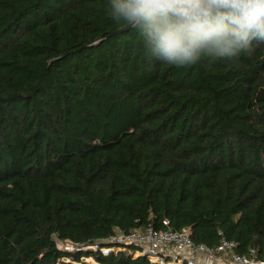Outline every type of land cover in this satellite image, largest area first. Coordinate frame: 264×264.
<instances>
[{
	"label": "trees",
	"instance_id": "obj_1",
	"mask_svg": "<svg viewBox=\"0 0 264 264\" xmlns=\"http://www.w3.org/2000/svg\"><path fill=\"white\" fill-rule=\"evenodd\" d=\"M108 5L0 0V264H153L101 248L165 221L264 261V44L178 68Z\"/></svg>",
	"mask_w": 264,
	"mask_h": 264
},
{
	"label": "clouds",
	"instance_id": "obj_2",
	"mask_svg": "<svg viewBox=\"0 0 264 264\" xmlns=\"http://www.w3.org/2000/svg\"><path fill=\"white\" fill-rule=\"evenodd\" d=\"M108 15L135 29L147 54L178 68L264 44V0H109Z\"/></svg>",
	"mask_w": 264,
	"mask_h": 264
},
{
	"label": "built area",
	"instance_id": "obj_3",
	"mask_svg": "<svg viewBox=\"0 0 264 264\" xmlns=\"http://www.w3.org/2000/svg\"><path fill=\"white\" fill-rule=\"evenodd\" d=\"M164 226L166 228L162 230L148 227L129 233L116 229L115 235L108 240L112 247L104 246L101 251H129L134 257H145L153 264H264L255 257V250H251L249 255L238 254L235 242L223 239L214 248L195 245L190 228L174 231L169 221H165ZM57 243H69L71 248L66 251L78 250V246L68 241ZM90 248L98 250L99 246Z\"/></svg>",
	"mask_w": 264,
	"mask_h": 264
},
{
	"label": "rangeland",
	"instance_id": "obj_4",
	"mask_svg": "<svg viewBox=\"0 0 264 264\" xmlns=\"http://www.w3.org/2000/svg\"><path fill=\"white\" fill-rule=\"evenodd\" d=\"M58 247H59V249L64 250V251L71 248V246H69V243H58ZM85 262H88L90 264H96L92 259H87Z\"/></svg>",
	"mask_w": 264,
	"mask_h": 264
}]
</instances>
